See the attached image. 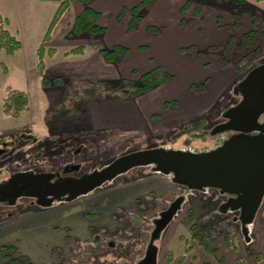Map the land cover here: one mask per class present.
<instances>
[{
  "label": "rangeland",
  "instance_id": "obj_1",
  "mask_svg": "<svg viewBox=\"0 0 264 264\" xmlns=\"http://www.w3.org/2000/svg\"><path fill=\"white\" fill-rule=\"evenodd\" d=\"M17 1L0 0V12L11 20L10 30L15 32L18 29L19 36L24 42V48L14 55H7L3 52L0 54V61L6 64L8 71L4 74L0 66V152H3L6 147L12 150L11 156L6 154L5 158L0 157V184L9 179L12 172L17 170L31 169L36 175L42 174L40 172L53 171L55 175L56 172L61 171L63 165L69 162L78 164L80 167L79 171L69 173L70 176L76 178L82 172L99 170L100 167L106 166L118 156L138 151L157 150L193 155L207 153L223 145L235 135L231 129L225 128V125L232 119L233 115L230 113L242 100L243 80L255 67L264 64V37L261 34H259L258 44L255 47H241L234 44L228 53V61H220L221 57L218 54L207 50L208 45L205 47L194 45L195 50L204 49L202 54H196L195 51L186 52L203 61H182L181 63L174 59L171 61H137L145 65L151 62L152 66L162 65L165 68L168 65L170 69H166L173 74V79L172 83L161 88L164 89L162 91L166 90L164 94L171 93L175 96L180 94L181 96L180 87L187 88L188 84L190 93L196 95L195 98L197 97L199 104H203L204 110L201 113L191 114L178 123H175L176 120L172 118L164 123L163 119L171 115L169 112L177 113L180 110L175 112L177 109H171V106L164 112V118L158 120V117H154L155 115L153 117L147 115L144 118L146 123L142 125L141 120L137 118L134 106L127 103L129 100H124L127 102L122 104L123 107L118 108L122 107V114L113 112L115 108L107 109L112 110L114 113L112 116L116 115L112 121L117 122V127L100 130L93 129V125L90 124V129L87 130L73 129V131H67L68 133H58L64 136L73 135L75 139L72 144L61 145L49 155L37 157L34 154L37 152V145L22 138L20 133L30 132L39 138H44L47 137L44 136L46 133H57L55 130L62 132V129L68 126L67 120L73 121L74 119L67 118L64 114L55 115L52 107L79 105L81 114L84 105L95 104V101H81L85 89L91 85V82L98 80L104 82L105 78L96 77L94 73L80 78H70L64 74L62 84H52L47 88H42L35 73L33 42L37 35L39 39L42 38L46 29L44 25L47 26L50 18L45 19L46 13L37 10L31 0H21L23 4H27L22 13L28 12L27 19L23 20ZM209 5L213 6L211 3ZM222 7V10L231 13L230 5ZM243 10H245L244 7L241 11ZM257 12L258 15L264 16L261 11ZM72 14L71 10L67 12L63 17V22L67 21L68 15ZM113 17L117 20V15ZM145 17L146 15L137 26V28L143 26L141 31L144 33L146 32L145 23H143ZM123 19L117 22L122 23ZM109 20L110 18L107 22H110ZM192 22H188L186 26L191 25ZM61 24L59 31L63 28V23ZM66 25L65 36L68 37L71 24L66 23ZM108 26L111 31V24L109 23ZM238 28H233V31L236 32ZM161 31L162 29L151 37L147 32L146 34L152 38L157 37ZM238 33L237 37L234 36L235 41L242 36V34L238 36ZM55 44L59 50L64 47L58 41ZM46 47L49 46L46 45ZM146 49L148 50L147 46ZM165 57L163 51L161 55L158 52L154 54V59L163 60ZM210 57L212 61H204ZM64 58L65 61L71 60L66 55ZM130 62L124 63V71L118 68L122 75L113 73L114 78L106 79L105 82L118 83L122 77L137 81L140 74L145 71L136 69L137 73L133 74L131 72L133 69L128 70ZM48 63L50 69L53 68V60L49 59ZM118 64L107 62L102 69L109 70L108 74H111L110 70L113 69L115 72L114 69ZM48 74L49 78L61 77L58 73L54 75V72ZM217 77L220 80L217 81ZM94 84L101 89V91L97 90L100 96L116 95V92L107 91L105 84ZM9 88L25 90L30 97L29 110L23 112L18 118L5 116L1 109L2 98ZM212 92L217 95L215 100L210 97ZM171 94H167L165 98ZM151 97L153 101L157 97L161 98L155 94ZM189 97L191 98L190 94ZM107 101L122 102L119 99ZM178 102H180L179 99ZM98 106L103 105H97V110L104 108H98ZM126 108L128 111L124 114ZM129 112L132 113V120L128 122L131 126L127 121H123L125 120L123 116L128 115ZM256 119L258 123L264 124V112L258 114ZM113 122L109 126H113ZM128 126L130 128L126 129L125 127ZM74 146L82 148L79 155L73 154ZM5 159L8 161L5 162ZM163 170H165L164 167L157 162L139 164L105 180L93 190L94 192H89V195L87 193L71 198L73 190L67 191L54 197L47 205L24 195L14 199L0 196V249H2L0 264H5V257L20 258L19 264L264 263V247H260L258 242L259 235L264 232V198L255 212L253 222L248 223L243 219L241 207L224 208L223 206L228 199L235 197L232 196L234 193L228 194L220 187L213 185L193 187L190 180H184L185 183H176L177 192H168L166 196H159L157 191L155 193L153 190L150 197L144 196V198L157 206H164L163 210H153L151 214L145 216H139L133 211H119L120 213L115 211L113 218L117 225L110 224V222L107 224V219H104L100 213L101 208L106 204L104 200H111L108 196L116 198L123 191L118 187L108 195L104 193L100 196L99 194V200L94 201L101 189L117 185L126 178L135 180L144 175H148V179L146 178V182L145 180L140 182L143 187H147L150 186V181L153 179L151 176L155 172H161L162 175L173 178L171 170L168 172H163ZM169 217L171 218L167 221ZM130 220L135 223L129 222ZM163 221L167 223L158 228ZM124 222L127 223L126 226ZM194 233L203 235L204 239L209 241L211 245L209 250L204 249L198 243L193 236Z\"/></svg>",
  "mask_w": 264,
  "mask_h": 264
},
{
  "label": "crops",
  "instance_id": "obj_2",
  "mask_svg": "<svg viewBox=\"0 0 264 264\" xmlns=\"http://www.w3.org/2000/svg\"><path fill=\"white\" fill-rule=\"evenodd\" d=\"M140 1L141 0H92L91 6L101 13L98 22L99 24L103 25L106 28L100 40H96L87 35L73 36V37L69 35L68 37L65 36V27L67 26L66 23L72 24L76 15L81 11V5L78 2L71 1L69 10L63 14L59 22L55 25L54 29L52 30L50 41L44 43L43 36L55 12L57 4L49 1L31 0L32 5L34 4V6L37 7V10L46 13L45 19L50 18L47 26L44 25L46 29L44 30V34L42 38L39 39L37 35L33 42L34 43L33 56L35 61L36 75H37V70H36L37 48L40 45H43L46 49L51 48L54 50V53L51 56L45 54L44 57L45 74L47 76H50L48 74L49 72L52 73L54 72V75L58 73L59 76L61 77H64L65 76L64 74H67L70 78L71 77L80 78V77H88L90 76L91 73H94L96 77L99 78L104 77L106 80V79L114 78L113 73L115 74L118 73L122 75L121 72L118 70V68L124 71L125 70L124 63L127 61H131L130 65L128 66V70L141 69L143 71H148L150 68L153 67L151 62L150 64L145 65L139 62L137 63V61H171L172 59H174V61H179L180 63L182 61H203V60H199V58H196L195 56L188 55L186 52H182L181 50L182 47L192 44L197 47L225 44L230 38V35H234L235 37H237L236 36L237 32H239L238 36H240L241 34L249 31L252 28L251 14L253 11H261L262 13H264V1L245 0L246 5L244 6L245 10H243L241 15L242 20L240 22V26L236 30V32L233 30L232 32H230L229 30L223 27H219L216 23V17L218 14H220V16L223 18L225 24L231 23L232 21L231 14L226 10L217 11L213 6L207 4L203 8L201 14L193 20L191 25L181 26L179 24V20H180L179 9L184 0H157L153 8H151V10L146 14L143 23H145V27H147L150 24H157V26H161L162 31L157 35V37L154 36L152 38H149L146 32L144 33V31H141L142 28H144L143 26H141L140 28H136L135 30L130 32L127 31L128 15H126L122 23L117 22L118 20H116L113 17V15H118L121 8L123 7L129 8L130 6H133ZM17 3H18L17 6L21 10L22 19L26 20L28 17L27 16L28 12L25 13L22 12L25 11L24 7H26L27 4H23L24 2L21 0H18ZM70 10L72 11L73 14L68 15L69 17H67L66 19L67 21L63 22V17ZM187 14L188 15L191 14V9L185 12V15ZM258 16L260 18L258 17L259 21L256 22L255 27L258 31H261L264 28V23L262 20L263 17L262 15L261 16L258 15ZM108 18H110L109 20L110 22H107ZM61 23H63V28L59 31ZM109 23L112 26L111 31L108 26ZM41 32L43 33V30ZM57 41L59 42V44L64 46L61 50H59L56 47L55 43ZM116 44L124 45L129 50L127 54L124 56V58L121 60V62H119L116 69H114L115 72L113 71V69H111L110 72L112 73L108 74L109 70L105 68L104 70L102 69V67L105 66L107 62L100 55L99 51L102 48L112 47L113 45ZM46 45H48L49 47H46ZM78 46H82L84 48L83 53L81 54L70 53L72 49ZM141 46H147L148 50L141 48ZM23 48H24V42L22 41L21 50ZM162 51L166 56L165 59L163 60L154 59V54L158 52L159 55H161ZM65 55L71 58V60L65 61L64 58ZM49 59L53 60V68L51 69L48 65ZM212 60H213L212 57H210V59H205L204 61H212ZM166 68L170 69L168 65H166ZM172 79L167 83L156 86L154 89H152L147 93H144L140 96H137L136 98L129 100L128 102L127 101L124 102V100H122V102H119L120 104L118 102H114L117 103L116 105L113 102H108V101L94 102L95 104L88 103L83 106L80 116L73 118L74 119L73 121H71L70 119L67 120L66 124L68 126L62 129V132L61 131L59 132L58 130L55 131H57V133H63V132L66 133L67 131H73V129L79 131L87 130L90 129V124L93 125L94 127L93 129H100V130L108 127L111 128L117 127L118 125L117 122L112 121L116 118V115L112 116L114 114L113 112L116 111L117 113L122 114L123 112L122 104L126 102L134 106L135 108L134 110H136L137 112V118L138 120H141L142 125H145L144 122L146 123V119L144 120V118L147 115L151 117L155 115L154 117H158V120H160V118L163 117L164 112H166L167 109L171 106H172L171 109H177L175 110V112H177L178 109L180 110L177 113L169 112V115L171 114L170 117L167 118L163 117L164 118L163 120H165L164 123H166L167 120L171 118L174 121L176 120L175 123H178L181 120L184 121L191 114L197 115L198 112L201 113L204 110L203 104L202 103L199 104L197 102V97L195 98L196 95L190 93L188 84H187V88L184 86L180 87L181 96H179L180 94L176 96L171 93L164 94L166 90L162 91L164 89L161 88H164L166 84L172 83ZM218 80H220L219 77H217V81ZM153 94H155V96L158 95L161 98L159 99L157 97L155 101H153L152 100L153 97H151ZM167 94H171V95H168V97L165 98ZM189 94L191 98L189 97ZM210 95H211L210 97L213 100L216 99L215 96L217 95H215V93L212 92ZM192 96L194 97L193 99ZM178 99L180 100V102H178ZM89 105L91 106V108ZM97 105H103L100 107L98 106V108H103V107L104 108L101 110L100 109L97 110ZM120 106H122L121 109H118L120 108ZM108 108L111 109L115 108V110H113L112 112V110L111 111L107 110ZM125 111L126 112H124V114L127 113L128 108H126ZM99 112L102 116L99 114ZM131 114L132 113L129 112L128 115L123 116L125 118V120L123 121H127L128 123L130 120H132ZM112 122L114 125L109 126L112 125L111 124ZM125 128L129 129L130 127L128 126ZM125 128H119V129H125ZM153 174L154 175L151 176L153 177V179H151L150 181L151 182L149 184L150 186L147 187L146 186L143 187L140 182L142 180H145L146 182V178L148 179L147 177L148 175H144L142 176V178H135V180L131 178H126L124 181L119 182V184L117 185L113 184L114 186L112 187L107 186V188L105 187V189L103 188V190L101 189L98 192L97 196L94 198L95 199L94 201H98L99 197L102 194L106 193V195H108L118 187L121 188L123 191L116 198H114V196H108V198H110L111 200L109 201L104 200V203L106 204H104L103 208H101L100 213L104 219H107V224L110 222V224L117 225L114 223V218H113L115 211L117 212L133 211L136 212L139 216H145L147 214H151L153 210L156 211V210L164 209V206L162 205L157 206L150 201H146L144 196L150 197L153 194V190H155V193L157 191V194L159 196H166L168 192L171 191L177 192L176 183L172 181L171 177H167V175L165 174L162 175L161 172H155ZM89 194L90 193H88L87 195ZM142 197L144 198V200ZM263 198L264 195L262 197L260 204L263 202ZM253 219L248 223L253 222ZM131 221L132 220H130L129 222ZM133 222L134 221H132V223ZM126 225L127 223L125 224V226ZM258 230L259 229H257V231ZM258 242L260 247H264V232L262 235H259ZM256 247L257 246L255 245V248ZM228 264L231 263L229 262Z\"/></svg>",
  "mask_w": 264,
  "mask_h": 264
},
{
  "label": "trees",
  "instance_id": "obj_3",
  "mask_svg": "<svg viewBox=\"0 0 264 264\" xmlns=\"http://www.w3.org/2000/svg\"><path fill=\"white\" fill-rule=\"evenodd\" d=\"M40 1H49L57 4L55 12L50 20V23L46 29V32L43 36V42H49L51 39V33L54 29L55 25L59 22L63 14L69 10L71 1L78 2L81 5V11L74 18L70 29L68 31L69 36H81L87 35L96 40H100L102 35L104 34L106 28L99 24V17L101 13L91 6L92 0H40ZM256 1H264V0H256ZM157 0H141L134 6L127 8H121L120 12L117 15V20H122L126 15H128V23H127V31H133L137 28L140 21L144 18L147 11L154 6ZM211 3L213 7L217 11H221L223 9V5H230L231 7V23L225 24L222 20L220 14L216 17V23L219 27H223L227 30H233V28L240 26V20L242 11L241 9L246 5L245 0H184L180 9L179 15L180 20L179 24L181 26H186L188 22L193 21L197 16H199L203 10V8ZM191 9V14L186 17L185 12ZM258 12L253 11L251 14L252 20V28L243 33L238 41L234 40V35H230V38L225 44L222 45H209L207 50L211 53L218 54L221 57L220 61H228V53H230V49L234 46L241 47H255L258 44L259 34L264 37V28L259 31L256 29V22L258 21ZM221 22V23H220ZM223 22V23H222ZM264 23V16H263ZM11 25V20L9 17L2 15L0 12V54L3 52L7 55H14L17 51L22 48V41L19 36L18 29L13 32L10 30L9 26ZM161 29V26L157 25H148L146 27V32L149 37L157 33ZM236 42V43H235ZM141 48L145 49L146 46H141ZM128 48L121 44L113 45L112 47L102 48L99 53L103 57L106 62L117 64L119 63L124 56L128 52ZM182 52H194L196 54L204 53V49L195 50L194 45H188L182 47ZM84 48L82 46H78L70 51L72 54H81L83 53ZM54 53V50L51 48L46 49L43 45H40L37 48V75L40 80L41 86L44 88L49 87L52 84H62L64 82L62 77H53L49 78L45 74V63L44 57L45 54L51 56ZM0 66L2 68V72L7 74V66L3 61H0ZM133 74L137 73L136 69L131 71ZM173 78V74L170 73L164 66L155 65L150 68L148 71L140 74L137 81L122 77L118 83L96 81L94 83L97 84H105V87L108 89L107 91L116 92V95L112 94L111 96H100V92L98 94L97 90L101 91V89L91 82V85L87 89H85V94L82 96V102H104L112 99L119 100H131L140 96L144 93H147L154 89L156 86L169 82ZM116 88V89H114ZM169 105V104H167ZM30 106V98L27 91L18 89V88H9L2 98L1 109L5 116H10L13 118H18L23 112H27ZM55 115L64 114L67 118H74L80 114V106L79 105H71L68 107H52ZM14 132V131H12ZM22 138L29 140L33 145H37V152L34 153L37 157L43 155H49L53 153L57 147L61 145L69 144L73 142L75 139L72 137L73 135H63L58 133H46L47 137L39 138L30 132H21ZM58 135V136H57ZM62 135V137H59ZM82 149V148H81ZM78 151V147L74 146L72 149L73 154L79 155L82 150ZM26 151V150H25ZM12 150L6 147L5 152H0V157H4L6 154H10L11 156ZM74 155V156H75ZM5 158V157H4ZM8 161L5 159V162ZM4 162V161H3ZM71 164V162L63 165L60 173L67 175L68 173L64 172V167ZM6 165V164H5ZM103 167H100L101 170ZM32 171L31 169H26L24 171H16L12 172V176L17 173H24ZM94 170L90 171L92 173ZM87 173V172H86ZM80 174H84L83 172ZM194 238L198 241V243L206 250H209L211 245L209 241H206L203 235L198 233L193 234ZM2 249H0L1 251ZM5 264H19L20 258H10L5 257Z\"/></svg>",
  "mask_w": 264,
  "mask_h": 264
},
{
  "label": "water",
  "instance_id": "obj_4",
  "mask_svg": "<svg viewBox=\"0 0 264 264\" xmlns=\"http://www.w3.org/2000/svg\"><path fill=\"white\" fill-rule=\"evenodd\" d=\"M242 87V100L230 113L232 119L225 125V128L241 133L207 153L193 155L157 150L132 152L118 156L101 170H94L81 177L66 178L68 182L55 184L54 190H37L39 185L54 177L52 173H17L0 184V196L13 199L21 195L35 197L38 203L47 205L54 197L67 191L73 190L71 198H76L136 165L157 162L164 167L163 172L172 171L174 183L190 180L193 187L213 185L220 187L223 192H240V195L228 199L223 206L241 207L243 219L250 222L264 195V137L254 138L242 133H264V124L258 123L256 119L258 114L264 112V64L246 76ZM77 168L78 165L72 166V169ZM167 221L159 224L158 228Z\"/></svg>",
  "mask_w": 264,
  "mask_h": 264
},
{
  "label": "flooded vegetation",
  "instance_id": "obj_5",
  "mask_svg": "<svg viewBox=\"0 0 264 264\" xmlns=\"http://www.w3.org/2000/svg\"><path fill=\"white\" fill-rule=\"evenodd\" d=\"M233 133H235V135H237V134H239L241 132L233 131ZM242 134H246V135L248 134V135H251L254 138L264 137V133H261L259 131H251V132H246V133H242ZM80 149H81V147L78 148V151ZM5 151H6V148L3 149V152H5ZM73 165H78V164H69V165H67L66 167H64V172L68 173L67 175H65L63 173H60V172H56V174L54 175V177L51 178L49 180V182L43 183L42 185H39L37 187V190L38 191H44V190H48V189L49 190H54L55 184H58L59 183L60 185H62V183L63 184L67 183L68 182L67 181L68 179L65 180L66 178H74L75 177V176L74 177L70 176L69 173L79 171V168H80L79 165H78V168L77 169H72V166ZM52 172L53 171L40 172V173H42L44 175V174L52 173ZM52 174H54V173H52ZM84 174H90V173L88 172V173H84ZM84 174H79V176H77V177H81ZM227 193L228 194H231L230 192H227ZM240 194H241L240 192H237V193H234V195H232V196H235L236 197L237 195H240ZM28 198H30V197H28ZM31 198L34 199L35 201L37 200L35 197H31Z\"/></svg>",
  "mask_w": 264,
  "mask_h": 264
}]
</instances>
